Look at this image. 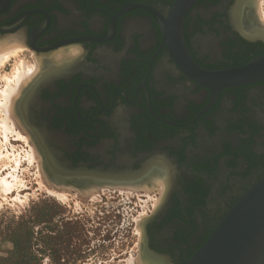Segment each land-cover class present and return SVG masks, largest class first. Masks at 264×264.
I'll use <instances>...</instances> for the list:
<instances>
[{
    "label": "flooded vegetation",
    "instance_id": "af4514ba",
    "mask_svg": "<svg viewBox=\"0 0 264 264\" xmlns=\"http://www.w3.org/2000/svg\"><path fill=\"white\" fill-rule=\"evenodd\" d=\"M177 2L0 0V36L47 61L22 108L53 171L167 173L151 221L171 220L170 239L147 247L167 264H186L264 176V81L214 94L190 67L244 65L264 39L241 27L239 0ZM61 51L75 56L49 63Z\"/></svg>",
    "mask_w": 264,
    "mask_h": 264
},
{
    "label": "rangeland",
    "instance_id": "374dc122",
    "mask_svg": "<svg viewBox=\"0 0 264 264\" xmlns=\"http://www.w3.org/2000/svg\"><path fill=\"white\" fill-rule=\"evenodd\" d=\"M258 1L264 14V0ZM25 48L17 58L0 68V94L6 85L5 78L12 76L20 60L30 67L36 65L40 56L27 45ZM0 119H3L1 110ZM2 135L0 133V153L3 158L7 154L11 156L10 163L7 158L0 160L2 177L12 181L15 160L20 165H16L18 173L14 180L19 182H13V191L4 192L6 196L0 192V264H129L131 261L139 264L142 245L147 248L149 243L161 245L159 241L170 239L171 230L166 226L171 220H166L164 226L151 221L157 212L156 201L162 199L157 189L147 192L105 187L99 189L102 192L98 190V195L93 194L95 198H90L91 195L76 188L43 181L35 161L27 159L31 144L19 138L16 132L8 135V143ZM20 179L24 181L23 186L26 184L25 188ZM44 186L47 190L50 188V192ZM58 191L66 198L62 199ZM142 215L149 218L144 233L138 226Z\"/></svg>",
    "mask_w": 264,
    "mask_h": 264
},
{
    "label": "bare ground",
    "instance_id": "6f19581e",
    "mask_svg": "<svg viewBox=\"0 0 264 264\" xmlns=\"http://www.w3.org/2000/svg\"><path fill=\"white\" fill-rule=\"evenodd\" d=\"M237 12H239V19H240L241 27H244L246 30L245 33L253 37H262L264 39V14L263 13L261 14L259 1L258 0H239L238 6H237ZM25 47L26 45L23 39L20 37V35H15V36L8 35L4 38H1L0 36V68L4 67L5 64L12 58H17L19 54L24 50ZM74 54H75L74 51L69 52V53H64V52L62 53L61 51V53L55 54L53 57H51L49 63H53L55 65L61 64L64 61L69 60L71 57L73 58L75 56ZM38 58L39 59H37V61L35 62L36 65H34L33 67L28 66L26 63L20 60L21 63L19 62L20 64L16 65L17 67L15 68L12 76L11 77L7 76L5 78L6 85L4 86L5 88H3L0 94V110L2 111V115H3V119H0V133L3 134L2 136H4V139L6 140V142L8 140V135L10 134L11 136L13 135V133L16 132L19 138L31 144L30 146L28 144V146L31 148L30 150L31 153L30 154L27 153V156H28L27 159H29L30 162L32 160L35 161V163L38 166L36 167L38 168L39 173L41 172L40 174L42 175L43 181L55 182L57 185L59 184L60 186L76 188L78 190H81V192H84L88 196L91 195L90 198L91 197L93 198L94 196L93 194L97 193L98 195V190L100 188L120 187V188H134L137 190L143 189L144 191H147V192L149 190L157 189L156 192L162 193L161 195L163 199V196L165 194L164 190L166 191V188H167V179H166L167 173H165L162 170L158 171L159 168L151 169L150 172L143 174L141 176L138 175L135 177H118V178H112V177H106V176L104 177V176H99V175L98 176L97 175L95 176L79 175L81 173L60 175L53 171V168L50 166L48 162L47 154L44 149L45 147L43 148L42 146L43 144H41L39 138L34 133L35 131L33 132V129H31L28 122L25 120L24 114H23L24 108H22V101L24 100L25 95L27 94L29 90H31L33 85L38 81V79L40 78V76L43 74L44 70L47 67L46 60L40 57ZM9 156H10L9 154H7V156L5 155V158H7L8 161L10 160L8 159ZM2 158H3V155L0 153V160ZM16 158L17 157H15V159ZM15 161H16V165H18L19 161L18 160H15ZM16 165L15 166L13 165L14 168L16 169L15 171L16 175H15V172L13 171V173L11 174L13 178L12 181H9L7 178H5L6 176L2 177L0 173V192L2 193L3 196H6L4 192L8 193L13 187H15L13 182L15 184L19 182V181L17 182V180L15 182L14 180L18 173L17 172L18 169L16 168L17 167ZM8 176L10 175H7V177ZM22 177L23 176H21V178ZM20 182H22L21 179H20ZM23 183L24 181L22 182V186H23ZM38 184H41V183L38 181ZM25 186L23 187L25 188ZM41 186L43 187V185ZM44 189L47 190V187L44 186ZM51 189L54 190V188H51ZM48 190L47 191L50 192V188ZM11 191H13V189ZM60 191H61V187H60ZM55 192L53 194H55ZM147 192H145V194H148ZM60 194L61 196L63 195L62 192H60ZM64 194H70V193L65 192ZM55 195H57V192ZM63 197L66 198V196L63 195L62 199ZM160 199L161 198H159L158 202L156 201L157 208L162 202V199L161 200ZM148 220L149 218L147 217L145 218L143 216L141 221H139L138 223V226L142 233H144L145 225L147 224ZM142 235L144 238V234ZM138 261H139V264H167L166 261H164L163 259L153 257L148 252L147 248H145L144 245L141 246ZM129 264H133V262L131 261Z\"/></svg>",
    "mask_w": 264,
    "mask_h": 264
},
{
    "label": "water",
    "instance_id": "95a60500",
    "mask_svg": "<svg viewBox=\"0 0 264 264\" xmlns=\"http://www.w3.org/2000/svg\"><path fill=\"white\" fill-rule=\"evenodd\" d=\"M195 1L178 0L177 8L182 9L184 4L190 5ZM183 54L189 59L185 50ZM190 65L191 78L214 94L225 88L264 81V54L244 65L215 72L200 69L193 63ZM127 172L139 173L132 170ZM102 174L111 177L118 175L112 172ZM186 264H264V176L231 208L208 241Z\"/></svg>",
    "mask_w": 264,
    "mask_h": 264
}]
</instances>
